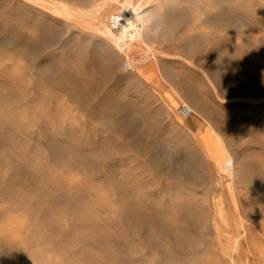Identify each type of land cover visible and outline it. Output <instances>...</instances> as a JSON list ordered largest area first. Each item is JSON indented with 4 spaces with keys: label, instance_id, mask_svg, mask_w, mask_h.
Returning <instances> with one entry per match:
<instances>
[{
    "label": "rangeland",
    "instance_id": "obj_1",
    "mask_svg": "<svg viewBox=\"0 0 264 264\" xmlns=\"http://www.w3.org/2000/svg\"><path fill=\"white\" fill-rule=\"evenodd\" d=\"M263 87L264 0H0V264H264Z\"/></svg>",
    "mask_w": 264,
    "mask_h": 264
},
{
    "label": "bare ground",
    "instance_id": "obj_2",
    "mask_svg": "<svg viewBox=\"0 0 264 264\" xmlns=\"http://www.w3.org/2000/svg\"><path fill=\"white\" fill-rule=\"evenodd\" d=\"M134 7V6H133ZM68 15V14H67ZM135 15V14H134ZM80 17V16H79ZM119 18V17H118ZM122 19L124 20V18L122 17ZM133 19V18H132ZM132 19H130V20H132ZM118 20V19H117ZM120 20V19H119ZM122 20V21H123ZM132 22V21H131ZM124 23V22H123ZM127 23V22H126ZM125 23V24H126ZM133 23V22H132ZM132 23H130V25H131V27H132ZM127 24H129V23H127ZM117 25V24H116ZM89 26V25H88ZM97 27V26H96ZM106 27V26H105ZM129 27V26H128ZM135 28V27H134ZM136 28H137V26H136ZM96 29H98V28H96ZM129 29H131V28H129ZM134 30V29H133ZM136 30V29H135ZM137 31V30H136ZM135 31V32H136ZM105 33V32H104ZM136 33H138V35L140 34L139 32H136ZM111 34V33H110ZM110 34H108V35H110ZM137 35V34H136ZM107 37V36H106ZM131 37H132V39H135L136 38V36L132 33L131 34ZM130 40V39H129ZM141 40V39H140ZM139 44H140V42H139ZM142 44V43H141ZM135 46V45H134ZM122 49V48H121ZM146 55V54H145ZM253 76V75H252ZM254 78V77H253ZM249 79H251V81H252V78H249ZM250 81V80H249ZM249 81H247L246 80V82L248 83ZM245 82V81H244ZM243 82V83H244ZM258 82V81H257ZM231 83V82H230ZM250 83H252V82H250ZM246 84V83H245ZM253 84H254V82H253ZM233 85V84H232ZM248 85H250L249 83H248ZM230 86H231V84H230ZM239 86V85H238ZM247 86V85H246ZM240 87V86H239ZM238 88V87H237ZM264 88V87H263ZM263 88H261V89H263ZM263 91V90H262ZM262 91L260 92V93H262ZM252 92H254V91H252ZM264 92V91H263ZM194 111V110H193ZM104 147V146H103ZM103 147H100V148H98V150L97 149H95V150H93V152H92V154L90 153V154H88V157L86 158V159H88V158H91V160L94 158V157H98V153L97 152H99V151H101V148H103ZM106 147V146H105ZM81 155H84V154H81ZM85 156V155H84ZM80 156L79 155H75V154H73L72 156H71V158H70V161H68V165H73V166H75V165H77V161L80 159L79 158ZM94 174L95 173H97V172H93ZM132 192H133V190L132 189H125V188H121L120 190H118L117 192H116V194L117 195H119V196H125L127 199L125 200V202H124V204L121 206V207H119V209L117 210L118 211V213L120 214V216H122V218H124L125 220H126V222H127V228L129 229V230H131V231H136V230H138L137 228V226H139V225H137L136 226V224H135V222L133 221V218H136L135 216L138 214V215H140L142 218H144V215H145V213L148 211V209L147 208H144V207H142L141 209H139V210H135V208H134V204H135V201L131 198V194H132ZM199 201V200H198ZM195 202V201H194ZM192 203V202H191ZM199 204V203H198ZM258 204H260V203H258ZM258 204H255V206H258ZM186 205V204H185ZM191 205H193V203L191 204ZM195 205H197V204H195ZM195 205H194V207L192 208V206H191V208L192 209H194L195 208ZM261 205V204H260ZM178 206V205H177ZM176 206V207H177ZM187 206V205H186ZM188 206H190V205H188ZM254 206V207H255ZM264 206V205H263ZM263 206H261V208L263 207ZM182 207H183V204H182ZM252 207V206H251ZM250 207V208H251ZM253 207V212H254V209L256 208H254ZM179 208V207H178ZM178 208H176V209H178ZM250 208L248 209L250 212H251V210H250ZM261 208H256L257 210L255 211V213H258V216L259 215H262L261 214V212L262 211H264V207H263V209H261ZM137 209V208H136ZM192 209H190V210H192ZM237 209V208H236ZM173 210H174V208H173ZM185 210V209H184ZM183 209H178V210H174V212L176 213V212H178L179 214H177V215H180V213L181 214H183V216L188 220V222H189V225H187V227L185 226V228H184V226H176V225H173V224H171L170 226H169V228H167V226H166V228H164V226H163V228H162V231H165V232H168V234H172V233H174V234H176V232H178V231H180L181 229H186V228H189V229H192V228H198V226H196V223L197 222H199V223H201V222H205L206 221V218H204L205 217V214L204 213H202L201 211H198L197 210V213L195 214V212H196V210L194 209V214L196 215H193L192 213H191V215L189 214V213H187L186 215H185V213H186V211H184ZM49 212H50V210H48ZM243 211V210H242ZM247 211V210H246ZM245 211V212H246ZM248 212V211H247ZM249 212V213H250ZM252 212V213H253ZM51 213V212H50ZM219 213V212H218ZM263 213V212H262ZM147 215V214H146ZM217 216V215H216ZM216 216H215V220L217 219L216 218ZM139 217V216H138ZM195 217V218H194ZM147 218V217H146ZM151 218V217H150ZM259 218V217H258ZM152 219V218H151ZM134 220H136V219H134ZM149 220V219H148ZM144 221V220H143ZM152 222L154 221V220H151ZM258 222H260V221H258ZM198 223V224H199ZM261 223V222H260ZM145 226V224L143 223V224H141V227L140 228H143ZM207 226L208 225H206V224H204V228L206 229L207 228ZM231 226V224H229L228 225V227H230ZM151 227H152V225H151ZM158 227V226H157ZM160 227H161V225H160ZM214 227H215V229L217 230V232H221V231H223L224 230V228H221L220 227V225L218 224V223H216V221H214ZM208 228H209V226H208ZM160 229V228H159ZM188 229V230H189ZM187 231V230H186ZM264 231V230H263ZM220 235V234H219ZM191 236V235H190ZM194 237V238H193ZM191 236V237H189V241L191 242V244L192 243H194V241L196 240L195 239V236ZM107 238L109 239L110 238V236L108 237L107 236ZM112 239V238H111ZM188 239V238H187ZM183 239H181V240H179L178 241V239H177V241L180 243V242H185L186 240H185V238H184V240L182 241ZM178 242H177V244H178ZM188 242V241H187ZM182 244V243H181ZM163 258H164V255H163Z\"/></svg>",
    "mask_w": 264,
    "mask_h": 264
},
{
    "label": "built area",
    "instance_id": "obj_3",
    "mask_svg": "<svg viewBox=\"0 0 264 264\" xmlns=\"http://www.w3.org/2000/svg\"><path fill=\"white\" fill-rule=\"evenodd\" d=\"M178 113L183 118H188L193 114V109L187 103H183L180 106Z\"/></svg>",
    "mask_w": 264,
    "mask_h": 264
}]
</instances>
